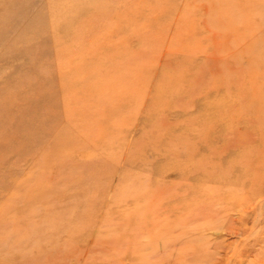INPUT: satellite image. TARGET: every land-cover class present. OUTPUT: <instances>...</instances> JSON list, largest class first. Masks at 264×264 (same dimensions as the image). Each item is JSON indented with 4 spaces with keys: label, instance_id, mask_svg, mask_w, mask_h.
I'll return each instance as SVG.
<instances>
[{
    "label": "rangeland",
    "instance_id": "1",
    "mask_svg": "<svg viewBox=\"0 0 264 264\" xmlns=\"http://www.w3.org/2000/svg\"><path fill=\"white\" fill-rule=\"evenodd\" d=\"M257 91L264 0H0V264H264L220 148Z\"/></svg>",
    "mask_w": 264,
    "mask_h": 264
},
{
    "label": "bare ground",
    "instance_id": "2",
    "mask_svg": "<svg viewBox=\"0 0 264 264\" xmlns=\"http://www.w3.org/2000/svg\"><path fill=\"white\" fill-rule=\"evenodd\" d=\"M81 74H83V73H81ZM90 75H92V73H90ZM249 75L253 76V73L251 74V72H249ZM73 77H74V75H73ZM79 77H74V79H76V78L78 79ZM82 77L80 78V80L82 79ZM70 80H69V82H70ZM248 82L250 84V81H248ZM70 96H68L69 99H70ZM251 98L252 99L248 102L237 103L234 110L230 106L232 109L229 108L230 110L228 111L227 116L224 113L222 114V117L226 121L225 132L226 133H232L233 137H232V139H227L228 141L223 139V142L221 143L220 148L224 147V148L228 149L230 144L233 145L234 147H236L233 151V153L235 154V156H234L235 158L234 157L232 158V160H233L232 166L233 167H239V168L243 169L242 176L244 178H246V180H250V182L252 183L251 185L254 186L255 180H257L256 178L261 177L262 173H264V100H263L264 94L261 91L260 92L257 91L256 93L252 94ZM73 100H74V98H73ZM74 110L76 111V109H74ZM70 111H73V110L71 109ZM224 111H227V110L224 109ZM86 114L89 115L90 113L88 112ZM73 115H71V116H73ZM77 116L78 115H76V117ZM79 116L81 117V113H79ZM93 116H94V114H93ZM98 116H97V118L99 119L100 117H98ZM94 117H96V116H94ZM25 118H26V115H22L19 118V122L22 123L21 130H12L11 132H8L4 135V137H5L4 143L8 142V144H11L13 141H17L18 139H20L21 135H23V134L32 135L33 137L36 138V141H38L39 139L42 140V137H43L45 131L49 132L53 128V123H51V122H49V123L45 122L44 123L42 121V120H44L43 118H42V120L39 119L36 122H31L29 120L25 121ZM72 119H73V117H72ZM74 121H77V120H74ZM74 121H72V122H74ZM96 122H98V120ZM89 127H91V126L89 125ZM2 141L3 140H1L0 142L2 143ZM4 150H5V148H4ZM33 150L35 151V149H33ZM44 215L46 218H48L49 216L50 217L52 216L50 213H45ZM25 232H27V231H25V229H23V237L25 235ZM29 246H30L29 248H32L34 245L30 244ZM51 248H53V247H51ZM45 264H55V261H45Z\"/></svg>",
    "mask_w": 264,
    "mask_h": 264
}]
</instances>
